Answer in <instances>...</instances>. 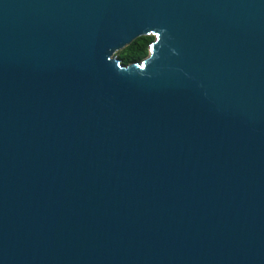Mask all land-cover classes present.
I'll return each mask as SVG.
<instances>
[{"label": "water", "instance_id": "water-1", "mask_svg": "<svg viewBox=\"0 0 264 264\" xmlns=\"http://www.w3.org/2000/svg\"><path fill=\"white\" fill-rule=\"evenodd\" d=\"M0 264H264V0H0Z\"/></svg>", "mask_w": 264, "mask_h": 264}, {"label": "trees", "instance_id": "trees-1", "mask_svg": "<svg viewBox=\"0 0 264 264\" xmlns=\"http://www.w3.org/2000/svg\"><path fill=\"white\" fill-rule=\"evenodd\" d=\"M152 36H141L116 53L117 58L124 66L131 62L141 60L149 52V45L152 43Z\"/></svg>", "mask_w": 264, "mask_h": 264}]
</instances>
